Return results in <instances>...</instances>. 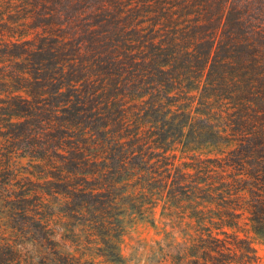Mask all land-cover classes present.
<instances>
[{
	"label": "trees",
	"instance_id": "16d2710c",
	"mask_svg": "<svg viewBox=\"0 0 264 264\" xmlns=\"http://www.w3.org/2000/svg\"><path fill=\"white\" fill-rule=\"evenodd\" d=\"M125 217L258 264L264 0H0V264H125Z\"/></svg>",
	"mask_w": 264,
	"mask_h": 264
},
{
	"label": "rangeland",
	"instance_id": "374dc122",
	"mask_svg": "<svg viewBox=\"0 0 264 264\" xmlns=\"http://www.w3.org/2000/svg\"><path fill=\"white\" fill-rule=\"evenodd\" d=\"M26 162L27 159L22 160L23 165H26ZM122 226L124 233L120 251L126 259L125 264H157L162 256L160 235L157 234V229L152 227L146 219L136 220L130 217L124 218ZM242 234L250 240L258 264H264V238L247 229H244Z\"/></svg>",
	"mask_w": 264,
	"mask_h": 264
}]
</instances>
